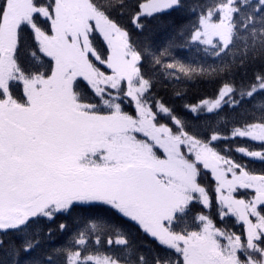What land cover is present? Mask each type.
<instances>
[{"label": "snow or ice", "instance_id": "snow-or-ice-1", "mask_svg": "<svg viewBox=\"0 0 264 264\" xmlns=\"http://www.w3.org/2000/svg\"><path fill=\"white\" fill-rule=\"evenodd\" d=\"M0 264H264V0H0Z\"/></svg>", "mask_w": 264, "mask_h": 264}]
</instances>
